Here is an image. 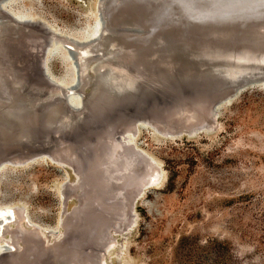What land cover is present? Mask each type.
<instances>
[{
    "label": "rangeland",
    "instance_id": "1",
    "mask_svg": "<svg viewBox=\"0 0 264 264\" xmlns=\"http://www.w3.org/2000/svg\"><path fill=\"white\" fill-rule=\"evenodd\" d=\"M2 1V7L13 11L29 8L32 20L45 21L54 33L79 40L83 38L78 31L98 13V0ZM60 50L75 76L71 57ZM48 54V74L62 76L58 55ZM72 83L69 88H74ZM89 91V84L82 88L83 99ZM133 141L155 162L160 183L144 189L134 202L130 198L128 220L121 209L113 212L123 220L115 217L108 226L111 246L102 258L106 264H264V86L256 83L241 89L217 107L207 128L166 135L137 124ZM53 162L43 157L0 168V207L21 206L32 223L54 230L45 235L39 229L45 248L63 237L65 224H73L65 223L66 218L82 198L79 189L62 198L61 185L65 192L76 186V179L68 166ZM108 176L102 182H117L109 172ZM116 199L110 207L120 205L121 194ZM28 227L10 221L1 237L10 241L17 228L35 230ZM20 242L16 249L22 247ZM5 244H0L1 252Z\"/></svg>",
    "mask_w": 264,
    "mask_h": 264
},
{
    "label": "water",
    "instance_id": "2",
    "mask_svg": "<svg viewBox=\"0 0 264 264\" xmlns=\"http://www.w3.org/2000/svg\"><path fill=\"white\" fill-rule=\"evenodd\" d=\"M2 3L4 1L0 0V12L3 16H7L4 8L1 7ZM160 10L156 9L154 0L141 1L135 4L127 3L125 0H113L111 2L98 0L97 12L100 29L93 37L82 40L59 33L57 35L60 39H54L51 37L53 35L51 26L42 20L30 18L19 21L11 18L17 23L12 26L6 20L0 21V28H2L0 29V167L5 164L22 165L31 159L33 161L43 157L55 162L58 158L59 165L68 166L76 179L82 181L86 179V170L82 168L81 162L91 158L92 161L96 160L95 156H97L100 148L97 137H101L102 132L99 130L105 122L109 121L113 125L112 119L120 120L113 126L115 127V135L119 133V130H123L122 123L127 120L135 125L148 123L156 131L166 135L192 134L194 131L209 126L210 118L204 117V115L209 113L211 108L216 114L217 107L229 102L241 89L248 85L264 82V19L259 24L249 26L245 30L241 26V31L238 32L233 28L223 31L220 29L206 31L189 22H186L185 29L180 31L166 28L168 20L162 16L163 9ZM142 17L144 19H141ZM105 25V31L116 30L151 34L142 47H132V43H135L134 39H116L110 34H104L101 43L103 46H107V49L100 52L99 46L94 51L101 55L94 71L97 70L99 73V69L101 70L103 66L111 65L115 69H119L123 75L121 80H114L112 77L105 78L103 75L104 81H109L108 83L115 81L123 83L113 89L111 95L108 96L107 104H103L101 98L99 102L93 101L89 97L83 99L80 93L82 88L90 83L89 80L97 81L98 76L94 79L90 73L91 70L87 67V64L96 58V53H93L92 56L82 53L80 63L78 54L74 49L62 41L63 38H66L71 43L81 46L100 37ZM253 36H256V39H249ZM237 37L240 40H236ZM5 39L11 41L16 47H21L22 51H18V56L23 54L20 56L21 59L24 54L32 55L35 60L34 67L27 66L23 61L19 62L18 58L9 56L7 49L1 48V43ZM246 39L248 42L254 40L256 44L249 43V45L254 46L245 44L244 50L235 54L232 52L233 49L230 51L226 49L231 47L232 40L237 41V43H246ZM208 41L211 44L214 43L213 49L208 47ZM60 43L62 50L72 59L75 75L72 81L75 92L73 94L76 97L80 96L83 104L79 106L70 102L69 94L71 93H67L69 87L66 85L61 86L65 97L63 102L58 100L59 95H52L50 101L43 105L37 106L30 99L29 104L16 105L14 109L8 110L9 107H2L6 103L11 105L17 99L32 98L33 95L43 92L47 93L46 95L51 94L48 90L57 85L53 84V79L46 70L48 65L44 69L45 78L41 77L40 60L42 58L43 63L46 51H43L41 57L39 54L42 52V46L49 48L50 46H60ZM191 45L197 47L192 51L199 53L190 56V58H197L203 62L201 64L216 62L217 64H214L215 69L222 71L223 74L222 79L220 78L221 82L208 90L209 103L206 106L204 104L197 105L194 102L199 96L198 89L191 92L190 84H169V81H166L165 84L156 83L151 80L152 77H146V71L143 69L146 62L156 63L163 70L165 66L170 68L174 58L185 47L189 48ZM44 65L46 64L44 63ZM172 70L176 72L174 69ZM165 74L166 79L171 81L169 76L171 74L169 72H165ZM241 77L243 79H240ZM43 79H46L47 82H44ZM186 79L189 82L194 77L188 75ZM27 84L28 86L24 89ZM125 84L128 85V88L130 86L134 88L131 93L122 91ZM14 85L21 86L18 93L15 92ZM29 89H31V93H28ZM135 97L136 100H133ZM57 103H59L58 108ZM2 110H7V113L4 112L5 115H3ZM184 113H187V117L192 120L187 123L194 125H185L184 115L187 114ZM7 114L13 120L21 122L9 120ZM57 115L58 117H56ZM195 118L199 119L200 122L195 123ZM88 125L89 130L86 129ZM202 125L204 126L202 127ZM36 129H43V131L37 132ZM92 134L93 139L88 140ZM85 138L87 140L84 143ZM57 154L60 158H56L55 155ZM31 232L36 235V238H39L37 229L26 234L33 235ZM51 233L55 234L56 232L52 230ZM81 235L82 233L73 237L74 243H79L81 247L86 246L82 250L84 255H87L90 250L96 251L97 260L95 264H99L100 247L91 245L87 235L84 238ZM64 238L61 237L56 242H60ZM40 241L43 243L41 238ZM40 241L35 243L33 240L32 244L29 243L30 245L25 247V252H30L34 247L36 249V246L40 245ZM7 248L8 245L3 246L4 254L9 252ZM81 258L85 260V257ZM2 259L3 255L0 256V264L6 262ZM39 263L43 264L42 261ZM13 264H18L17 260Z\"/></svg>",
    "mask_w": 264,
    "mask_h": 264
},
{
    "label": "bare ground",
    "instance_id": "3",
    "mask_svg": "<svg viewBox=\"0 0 264 264\" xmlns=\"http://www.w3.org/2000/svg\"><path fill=\"white\" fill-rule=\"evenodd\" d=\"M108 1L111 2L113 0H108ZM141 1H148V0H125V2L127 3H134V4L137 2L139 3ZM154 2L156 3L157 10L161 11L160 9H163L162 16L168 20L166 24V28L170 30L177 29L182 31L185 29L186 22L187 23L189 22L194 26H197L198 28L201 27L202 29H205L206 31L215 30V29H220L223 31L225 29L233 28L236 32H238L241 31L240 30L241 26H243L242 28L243 30H245L249 26L259 24L260 21L264 19V0H154ZM3 10H5L4 12L6 13V15L10 17H7L5 15L3 16L0 12V21L6 20V22L10 23L11 26L17 24L11 18H15L16 20L19 21L23 19H30L28 13L29 8L22 9L20 11H13L9 8H4ZM141 19L144 18L142 17ZM106 25L104 29H102V35L100 37L95 38L94 40H91L89 42H86L81 46L75 45L70 42H66L67 45L69 47H72L74 51L78 54V59L80 63L82 61L81 60L82 53L87 55L96 53L95 54L96 58L91 63H88L87 67L91 70L90 73L91 75H93L94 79L97 76L98 78L96 82L93 79L89 81L90 91L88 93V96H86V98L89 97L93 101H98V102L101 98L103 104H107L109 100L108 96L111 95L113 89L116 86H121L119 84H123L121 81L120 82L115 81L112 83H108L109 81L107 82L104 81L103 78L104 76L105 78L112 77L114 80H121V78L123 77L121 71L117 68L115 69L111 65L103 66L101 70L99 69V73L97 72V70H96L97 73L94 71L96 65H98L99 58L101 57V55L97 54L98 52H94V51L99 46H100L99 49H101L100 52L107 49V46L105 45L103 46V44L101 43L104 34L106 35L110 34V36L115 37L116 39L117 38L134 39L135 43L134 42L132 43L133 44L132 47L144 46L143 44L145 43V40L151 35V34H140V33L127 32V31H116V30L105 31ZM99 29L100 28L98 22V13H96V16L93 18L92 22L90 24H85V26L81 28L78 31V33L80 34L79 36L81 38L85 39V38L93 37ZM51 37L54 39H60L58 38L57 33L54 32L53 35H51ZM64 39L67 40L66 38ZM249 39H256V36L250 37ZM236 40H240V38L237 37ZM247 40L248 39H246V41ZM254 42L255 41L252 40L251 42L247 41L246 43L243 42L237 43V41L232 40L231 47L226 49L228 51L233 49L232 52L233 54H235L244 50L245 44L247 46H254V45H249V43L256 44ZM90 43L93 45L91 46ZM207 43L210 49L214 48V43L211 44L210 41H208ZM1 45L3 46V47L1 46V48L5 47L7 49L9 56H12L13 58H18L19 62L23 61V63L25 65L27 64V66H31L32 68L34 67L35 60L33 59L32 55L24 54L22 59L20 56L23 54L18 56L19 54L18 51H22L20 46L16 47L8 39L2 41ZM49 48L42 46V52L39 54L40 56L44 50L46 51L43 63H42V58L40 60L41 77L43 78L45 76L43 74L45 72L44 69H46L47 66L46 54L48 53H49L48 55L56 53L64 68V73L62 76L57 78L51 76V78L53 79L52 81L54 82L53 84L57 85L54 87L52 86L50 90H48L49 92H51V94L46 95L47 93L43 92L38 95H33L34 97L32 98L26 97V99H17L13 101L11 105L9 103H6L2 107H9L8 110L14 109L16 105L20 106V105L29 104L30 99L37 106L39 104L43 105L48 101H50L49 99L51 98L52 95H59L58 100H61V102L65 100L64 91L63 89H61V86H66L73 81L74 76H73L72 68L65 61L66 56L60 50L61 49L60 47H59L60 49L58 47H54L52 49ZM189 48L185 47L184 50L174 58V60L172 61L173 64L170 68L165 66L163 67L164 68L163 70L161 66L157 65L156 63L146 62L144 64L143 69L144 71H146L145 72L146 77L148 78L152 77L151 80L156 83L158 82L165 84L169 81L168 82L169 84L170 83L184 84V85H186V83L190 84L189 86L192 87L190 89L191 92L198 89L197 93L199 96L196 97L194 102L197 105L204 104V106H206V104L209 103L208 90H210L212 87H214L215 85L221 82L222 79L221 77L223 74L221 73L222 71H218L215 69L216 67H214V64L216 62H212L210 64L204 63L206 64L204 65L201 64L203 62L199 61L197 58H192V57L190 58V56L198 54L199 52L192 51L194 50V48L197 49V47L196 46L194 47V45L189 46ZM44 63L46 65H44ZM172 69H174V71L176 72H173ZM157 70L159 71L157 72ZM165 72L166 73L169 72L171 74L169 76L172 82L166 79ZM188 75H191L192 77H194V79L187 82L186 76ZM242 77L240 79H243ZM81 79H82V72H81ZM45 81L46 79L44 80V82ZM259 84L261 86H264V82H261ZM27 86L28 84L24 86V89ZM14 87H15L14 88L15 92L18 93V90L21 86L14 85ZM69 89L72 90L70 91L71 94H69L70 102L74 104H80V100H81L80 96L76 97L73 94L75 93L73 88H69ZM133 89L134 88L132 86L128 88V85L125 84L124 87L122 88V91L125 90L127 91V93H131ZM30 90L31 89L28 90V93L29 92L31 93ZM136 97L133 100H136ZM56 106L58 108L59 103H57ZM55 110L59 111L57 109ZM4 112L7 113V110L2 112L3 115H5ZM215 115L216 114L211 108L209 113L205 114L204 117L206 116L212 119V117H214ZM187 116L188 114L184 115L186 126L190 124L187 123L188 121H192L191 118ZM56 117H58V115ZM7 118L14 122L18 121V120L17 121L13 120V118L10 117L8 114H7ZM112 121H113V125L110 124L109 121L107 123L105 122L106 125L104 123V125H102V127L99 130V132H102V135L99 138L97 137V141L100 142L99 143L100 148L97 153V156H95L96 160L92 161L91 158L81 162L82 168L83 169L85 168L86 170V179L79 181L75 177L76 186L69 187V189L66 190L65 192L64 189H62L63 184L60 187L59 192L60 195L62 193L63 199L70 196V194L75 189H79L80 192H82L81 193L82 198L78 203V205L75 207L70 217H67L66 221L65 220L60 221L61 223L62 222L64 223V221L65 223L69 221H73L72 225L71 224L64 225L65 227V231L63 234V237H65L64 240H61L60 242H55L51 247H47V248L43 247L40 242V245L36 246V249L34 247L33 250H31L30 252H25V247H27V245L32 244L33 240L36 243V241L38 240L40 241V239L36 238V235H34L32 232L31 233L33 235L31 234L27 235L26 233H29V231H24L21 230L20 228H17V230L12 233L11 237L9 238L10 241L4 239L1 237V233H3L4 230L2 229L7 223H9L10 221L15 223L24 222L25 225L28 224L29 226L28 228L35 227V230L37 229V231H39L40 229V232H42L43 234L49 233L50 235H52L51 229H49L48 227L39 228L38 225L32 223L25 214L24 208L21 206L18 207L13 205H7L0 207V244L6 243L4 246L8 245L7 249L9 250L8 253L6 252L7 254H4L5 252L0 251V256L3 255L2 260H5L6 264H13L16 262V260L18 264H42L39 263L40 261H42L43 264H95L97 260L96 251L94 252V250L93 251L90 250L89 252H87V255H84L82 250H84L83 247L86 248V246L81 247L79 243H74L73 237L81 233H82L81 235L82 238H84L87 235V238L90 239L89 242L91 245H96L98 248L100 247L99 264H106L102 258H103V254H105L106 250H108L111 246V242L109 241L110 242L109 243L107 239V229L109 224L111 223L110 222L111 219L113 222L116 221L117 218L119 220H123V219L126 220L127 215L131 216V204H129L130 203L129 201L133 199L132 202H134L136 199H138L141 196V193L143 192L144 189L150 186H157L160 183V173L156 167L155 162L145 151L137 148L136 145L134 144L133 140L135 138L137 125L130 122V120L129 121L127 120L126 122L123 121L122 123L123 130L122 131L119 130V133L115 135V127L113 126L118 122H120V120L114 118L112 119ZM199 122L200 120L195 118V123H199ZM144 124L151 126L148 123H144ZM190 125H194V124H190ZM203 126L204 125H202V127ZM86 129L89 130V125L87 126ZM185 129H190V128H185ZM36 131L37 132L43 131V129L40 130L36 129ZM91 139H93V134L91 135V138H89L88 140ZM86 140L87 138H85L84 143L86 142ZM55 156L56 158L57 157L60 158L58 154ZM57 159L53 163L59 166L58 164L59 160ZM103 165L106 167V169L103 167ZM108 172L110 173L111 176H113L111 173L115 174V176L113 177H115V180L118 179L116 180L117 181L116 183L107 184L102 182V177H106V178L109 177ZM119 194H121L122 200H120L121 202L118 203H120L121 206L119 205L120 207L119 206L116 207L117 205L114 204V206L113 207L111 206L112 207L111 208L110 205L113 204L111 202L114 199L115 201H117L116 198H118ZM117 208H119V210L120 209L122 210L120 211L121 213L120 212L119 213L121 214L123 219H120L118 215L115 216L118 213ZM113 212H115L116 214L112 215ZM115 217H117L116 220ZM122 222L123 221H121L120 224ZM110 234L108 232V235ZM18 240L21 241L23 245L21 248L16 249V247H18L16 246ZM81 257L83 258L85 257L84 258L85 260H83Z\"/></svg>",
    "mask_w": 264,
    "mask_h": 264
}]
</instances>
